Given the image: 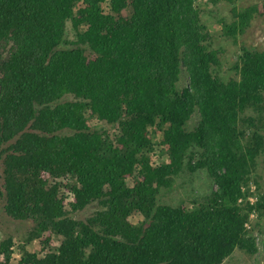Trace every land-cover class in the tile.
<instances>
[{"label": "trees", "instance_id": "trees-1", "mask_svg": "<svg viewBox=\"0 0 264 264\" xmlns=\"http://www.w3.org/2000/svg\"><path fill=\"white\" fill-rule=\"evenodd\" d=\"M201 2L0 0V206L32 222L23 244L60 239L43 257L21 245L18 264H222L236 249L255 253L238 199L264 153V51L243 48L235 76L222 77ZM232 10L235 21L219 22L225 38L244 34L255 12ZM87 115L116 128L113 142ZM156 145L165 164L150 162ZM201 170L210 198L189 210L165 200ZM256 205L264 217V195ZM11 247L0 242V264Z\"/></svg>", "mask_w": 264, "mask_h": 264}, {"label": "rangeland", "instance_id": "rangeland-1", "mask_svg": "<svg viewBox=\"0 0 264 264\" xmlns=\"http://www.w3.org/2000/svg\"><path fill=\"white\" fill-rule=\"evenodd\" d=\"M202 21L210 30L213 37L212 49L216 50L220 56L222 77H234V66L239 61L243 48L264 51V0H233V5L228 3H211L209 0H201ZM233 7L237 13H241L245 9L254 8L255 12L250 22L249 28L242 35H237L236 38H225L223 31L219 26V22L231 24L236 20L233 12ZM104 13L108 11V5H102ZM130 13L127 9L123 14ZM67 30H70L68 41L74 40L73 32L70 25ZM185 82L180 81L179 86H183ZM264 120V119H263ZM199 121L198 115L195 113L188 121L186 129L192 131ZM88 126L101 130L103 129L113 142L116 128L106 123L98 121L95 117L87 115ZM264 126V122H263ZM160 127H155L150 131V135L154 140L161 139ZM264 136V131L263 134ZM154 154L150 155V162L153 165L165 164L167 156L162 153L163 149L155 146ZM254 172L248 178V181L241 186L242 196L238 199V204L246 208L248 211V220L245 224V232L247 237L253 240L256 251L254 254L236 249L232 255L227 258L222 264H264V217L258 211L256 204L260 202L264 195V153L256 159ZM134 178L128 179L132 185ZM64 184V185H63ZM65 184H68L65 186ZM71 181L65 180L62 182L61 194L64 195V206L69 208V203L73 201L71 192ZM211 176L206 171H197L196 174L190 175L185 173L181 179H178L172 191L166 194L165 200L174 205H181L185 210L192 208L194 204H200L210 198L211 190H215ZM87 212H70L69 217L73 220L82 219L89 215ZM31 221L16 222L8 220L0 206V242L10 238L12 240L10 264H18L20 260V246L25 245L26 249L38 257H43L51 248H55L59 242V237L43 235L39 239L30 243L23 244L24 237L31 230ZM49 238V241H47Z\"/></svg>", "mask_w": 264, "mask_h": 264}]
</instances>
